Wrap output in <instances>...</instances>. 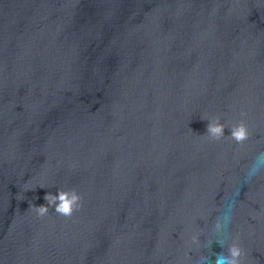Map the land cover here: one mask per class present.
Here are the masks:
<instances>
[{
    "label": "water",
    "instance_id": "95a60500",
    "mask_svg": "<svg viewBox=\"0 0 264 264\" xmlns=\"http://www.w3.org/2000/svg\"><path fill=\"white\" fill-rule=\"evenodd\" d=\"M225 211L264 264V0H0V264H215Z\"/></svg>",
    "mask_w": 264,
    "mask_h": 264
},
{
    "label": "clouds",
    "instance_id": "9594fccd",
    "mask_svg": "<svg viewBox=\"0 0 264 264\" xmlns=\"http://www.w3.org/2000/svg\"><path fill=\"white\" fill-rule=\"evenodd\" d=\"M203 119H207V131L203 136L211 140L221 141L226 136H231L236 142L242 143L250 135L248 125L244 120H240L231 124V134L225 135V128L229 127L227 122L221 115H202ZM256 169H253V173ZM40 187H46L40 185ZM46 203L31 205L34 212L39 217H44L49 213L50 206L56 212L71 216L74 211L83 207V199L79 191L73 187H57L55 191H48L44 195ZM231 212L225 211L215 221L214 230L218 234L217 240L226 249L216 254L215 264H244L243 257L245 250L239 243L237 238H229L225 235L231 223ZM190 240L194 244L200 243V232L193 231L190 235ZM202 258L199 264H203Z\"/></svg>",
    "mask_w": 264,
    "mask_h": 264
}]
</instances>
